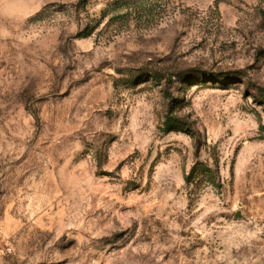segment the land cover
Instances as JSON below:
<instances>
[{
	"label": "rangeland",
	"instance_id": "374dc122",
	"mask_svg": "<svg viewBox=\"0 0 264 264\" xmlns=\"http://www.w3.org/2000/svg\"><path fill=\"white\" fill-rule=\"evenodd\" d=\"M0 264H264V0H0Z\"/></svg>",
	"mask_w": 264,
	"mask_h": 264
}]
</instances>
